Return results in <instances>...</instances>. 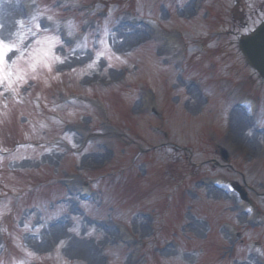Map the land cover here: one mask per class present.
Returning <instances> with one entry per match:
<instances>
[{
	"label": "rangeland",
	"instance_id": "1",
	"mask_svg": "<svg viewBox=\"0 0 264 264\" xmlns=\"http://www.w3.org/2000/svg\"><path fill=\"white\" fill-rule=\"evenodd\" d=\"M167 1L0 0V34L33 16L60 30L25 29L36 79L16 96L0 87L3 264H264V85L252 76L258 118L244 120L231 101L234 81L247 78L234 0ZM241 1L264 15V0ZM200 3L226 32L206 35L203 12L191 17ZM50 37L59 41L51 52ZM45 53L59 57L51 72L40 67ZM226 75L233 83L222 87ZM217 178L244 188L252 212L216 189Z\"/></svg>",
	"mask_w": 264,
	"mask_h": 264
},
{
	"label": "snow or ice",
	"instance_id": "2",
	"mask_svg": "<svg viewBox=\"0 0 264 264\" xmlns=\"http://www.w3.org/2000/svg\"><path fill=\"white\" fill-rule=\"evenodd\" d=\"M36 17L33 16L31 20L18 21L19 30L17 32L7 31L6 34H0V87L4 89V92L11 93L13 96L18 95V89L21 85L28 84L29 79L35 80L36 76L34 73L37 71V65L33 64L31 60L27 59L28 52L24 41L28 39V36L24 34L26 29L32 37H36L39 31H48L47 28L41 29L40 24L35 23ZM48 20H52L51 16H48ZM30 24H34L38 31H33ZM5 26L0 24V30H3ZM58 38H48V51L51 52L52 48L58 43ZM37 43L41 41L37 40ZM18 53V55H10ZM59 57H53L51 63ZM111 59V58H110ZM119 59V57H117ZM23 62L25 65L31 66V71L27 68H21L20 63ZM51 63L48 62V55L45 53V58L40 62V67L46 68L49 72L52 71ZM2 95V93H0ZM71 143V141H69ZM76 147L75 144L72 145ZM251 211V210H249ZM51 219V217H50ZM25 228L28 226L25 224ZM29 255H32L29 253ZM3 264V261H0Z\"/></svg>",
	"mask_w": 264,
	"mask_h": 264
},
{
	"label": "water",
	"instance_id": "3",
	"mask_svg": "<svg viewBox=\"0 0 264 264\" xmlns=\"http://www.w3.org/2000/svg\"><path fill=\"white\" fill-rule=\"evenodd\" d=\"M239 48L247 63L264 79V21L240 38Z\"/></svg>",
	"mask_w": 264,
	"mask_h": 264
},
{
	"label": "flooded vegetation",
	"instance_id": "4",
	"mask_svg": "<svg viewBox=\"0 0 264 264\" xmlns=\"http://www.w3.org/2000/svg\"><path fill=\"white\" fill-rule=\"evenodd\" d=\"M235 1H236V4L242 3L241 0H235ZM244 1L247 4L249 3V0H244ZM242 4H244V3H242ZM248 7H250L249 4L247 6L245 4L244 7L239 6V9H238L239 13L237 15V22L235 21L238 24V30L235 31V33H234L235 35H236V33L240 32V31H244V30L250 29V27L254 25L255 21L259 17L257 12L253 13V17H252V15H251L252 12L251 11L249 12ZM259 14H260V11H259ZM231 35H233V34H231ZM256 81L259 82V80L257 78H256ZM261 85H264V84L261 83ZM217 152H218V154H220L219 150ZM225 160H228V158L225 159Z\"/></svg>",
	"mask_w": 264,
	"mask_h": 264
},
{
	"label": "bare ground",
	"instance_id": "5",
	"mask_svg": "<svg viewBox=\"0 0 264 264\" xmlns=\"http://www.w3.org/2000/svg\"><path fill=\"white\" fill-rule=\"evenodd\" d=\"M235 130L237 131V130H238V128H236V127H235Z\"/></svg>",
	"mask_w": 264,
	"mask_h": 264
}]
</instances>
